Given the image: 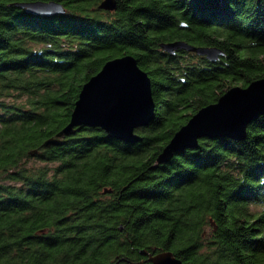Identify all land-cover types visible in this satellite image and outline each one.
Wrapping results in <instances>:
<instances>
[{
    "label": "trees",
    "instance_id": "obj_1",
    "mask_svg": "<svg viewBox=\"0 0 264 264\" xmlns=\"http://www.w3.org/2000/svg\"><path fill=\"white\" fill-rule=\"evenodd\" d=\"M0 0V264H264V115L246 137L157 156L234 86L264 78V0L56 1L40 16ZM215 46L216 61L161 42ZM131 54L152 82L136 142L70 120L82 85ZM38 163V164H36ZM209 227V231L205 228Z\"/></svg>",
    "mask_w": 264,
    "mask_h": 264
},
{
    "label": "water",
    "instance_id": "obj_2",
    "mask_svg": "<svg viewBox=\"0 0 264 264\" xmlns=\"http://www.w3.org/2000/svg\"><path fill=\"white\" fill-rule=\"evenodd\" d=\"M15 5L40 16L65 11L56 1H22L15 2ZM115 6V0H102L98 5L108 11L114 10ZM159 46L168 53L179 49L192 51L210 61H216L223 55L215 46H196L182 40L161 42ZM154 107L151 79L136 58L131 54L111 58L82 85L69 122L43 145L58 144L62 137L80 125L98 127L109 137L136 142L140 136L135 129L150 122ZM260 115H264V78L245 87L234 86L220 95L217 101L192 114L175 131L156 161L164 162L175 152L196 146L201 137L242 140L246 137L247 125ZM141 253L147 255L152 264H185L170 251L153 254L142 250Z\"/></svg>",
    "mask_w": 264,
    "mask_h": 264
},
{
    "label": "rangeland",
    "instance_id": "obj_3",
    "mask_svg": "<svg viewBox=\"0 0 264 264\" xmlns=\"http://www.w3.org/2000/svg\"><path fill=\"white\" fill-rule=\"evenodd\" d=\"M36 164H38V163H36ZM209 229H210L209 227H206L205 228V231L207 232V231H209Z\"/></svg>",
    "mask_w": 264,
    "mask_h": 264
},
{
    "label": "flooded vegetation",
    "instance_id": "obj_4",
    "mask_svg": "<svg viewBox=\"0 0 264 264\" xmlns=\"http://www.w3.org/2000/svg\"><path fill=\"white\" fill-rule=\"evenodd\" d=\"M154 254V253H153ZM145 255V254H144ZM146 256V258H147V255H145Z\"/></svg>",
    "mask_w": 264,
    "mask_h": 264
}]
</instances>
